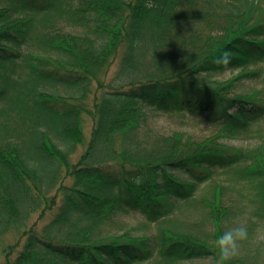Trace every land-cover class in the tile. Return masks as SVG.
<instances>
[{
	"label": "trees",
	"instance_id": "16d2710c",
	"mask_svg": "<svg viewBox=\"0 0 264 264\" xmlns=\"http://www.w3.org/2000/svg\"><path fill=\"white\" fill-rule=\"evenodd\" d=\"M148 2L0 0V264H202L226 222L264 264V157L218 143L264 141V0Z\"/></svg>",
	"mask_w": 264,
	"mask_h": 264
},
{
	"label": "rangeland",
	"instance_id": "374dc122",
	"mask_svg": "<svg viewBox=\"0 0 264 264\" xmlns=\"http://www.w3.org/2000/svg\"><path fill=\"white\" fill-rule=\"evenodd\" d=\"M240 71L234 72H225L217 76L218 80H229L233 76L238 75ZM256 85V86H255ZM250 87H254L255 89L260 88L258 84H251ZM153 121L155 125L162 131V132H171V131H180L192 135L194 138L206 140L210 138L214 134V128L205 121L204 117L194 118L191 116H177L172 114H160L155 115L153 117ZM90 123L86 120L84 124V132L85 134L89 132ZM88 131V132H87ZM219 144L223 145L224 147H234V148H257L258 153L264 157V150L261 149V145L264 144V141L261 137H255L250 140L245 139H221L218 141ZM77 151L72 156V160L76 161L82 151V148H77ZM203 188V187H202ZM37 214L32 216L30 224L35 220ZM127 222L131 227H135L138 224H143L144 220L138 215H131L126 218ZM148 230L153 231L154 225H148ZM20 233L9 231L3 238L4 244L3 246H7V244H13L19 240ZM1 249V248H0ZM3 256H0V261L3 259ZM198 263H202V261H196Z\"/></svg>",
	"mask_w": 264,
	"mask_h": 264
},
{
	"label": "clouds",
	"instance_id": "9594fccd",
	"mask_svg": "<svg viewBox=\"0 0 264 264\" xmlns=\"http://www.w3.org/2000/svg\"><path fill=\"white\" fill-rule=\"evenodd\" d=\"M147 7L155 5L149 0ZM232 62V53L225 50L221 55L214 58V63L227 66ZM248 239V227L246 223L225 224V229L214 241L213 246L217 251L216 257L202 258V264H227L229 260L234 258L239 251V245L242 241Z\"/></svg>",
	"mask_w": 264,
	"mask_h": 264
}]
</instances>
